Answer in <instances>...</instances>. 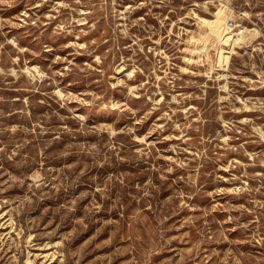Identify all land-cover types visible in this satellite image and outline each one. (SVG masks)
<instances>
[{
  "label": "rangeland",
  "instance_id": "374dc122",
  "mask_svg": "<svg viewBox=\"0 0 264 264\" xmlns=\"http://www.w3.org/2000/svg\"><path fill=\"white\" fill-rule=\"evenodd\" d=\"M0 264H264V0H0Z\"/></svg>",
  "mask_w": 264,
  "mask_h": 264
},
{
  "label": "bare ground",
  "instance_id": "6f19581e",
  "mask_svg": "<svg viewBox=\"0 0 264 264\" xmlns=\"http://www.w3.org/2000/svg\"><path fill=\"white\" fill-rule=\"evenodd\" d=\"M222 11L223 10H219L217 13H214L213 19L200 18L202 23H203V26L205 27V29L208 30L207 34L212 36L214 39H216V41L218 40L220 42L221 46L218 47L219 65L223 64L224 62L227 64L228 59L230 57V54H233L234 52H236L235 51L236 44H238L239 42L242 41V40H240L239 37L234 39L233 38L234 35L230 34L229 29L226 27L225 17L223 15ZM248 31L251 34L250 35L251 37L255 36L254 30L248 29ZM248 38H250V37H248ZM245 42H246V40H245ZM222 45H229V47H228L229 50H226Z\"/></svg>",
  "mask_w": 264,
  "mask_h": 264
},
{
  "label": "built area",
  "instance_id": "2783aa9c",
  "mask_svg": "<svg viewBox=\"0 0 264 264\" xmlns=\"http://www.w3.org/2000/svg\"><path fill=\"white\" fill-rule=\"evenodd\" d=\"M227 28L230 32L233 33V35L237 37H241L244 34V29L241 28L234 20H230L227 22Z\"/></svg>",
  "mask_w": 264,
  "mask_h": 264
}]
</instances>
